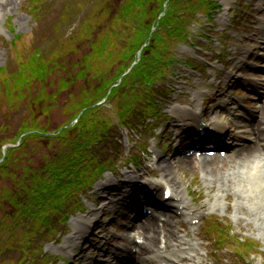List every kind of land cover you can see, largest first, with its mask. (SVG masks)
Listing matches in <instances>:
<instances>
[{
	"label": "rangeland",
	"instance_id": "1",
	"mask_svg": "<svg viewBox=\"0 0 264 264\" xmlns=\"http://www.w3.org/2000/svg\"><path fill=\"white\" fill-rule=\"evenodd\" d=\"M124 1L43 0L34 15L30 8L33 0H0V68L14 69L34 51L49 57L59 51L64 53L59 61L67 69L61 72L70 70L75 76L91 51L90 43L103 39L114 27L116 9ZM217 1L223 7L215 18L208 22L195 20L192 37L169 50L180 62L173 63L150 93L163 102L164 114L147 118L141 103L130 115L131 127L125 128L117 123L119 98L113 102L105 98L97 104L107 102L100 114L114 124L96 153L99 159L118 165L105 173L94 190L79 196L84 212L72 211L67 223L56 217V232L52 235L49 227L36 236L29 249L9 244L11 247L0 252V264H108L109 254L114 251L123 252L127 264H160L159 258L148 260L140 256V247L128 238L132 230L138 236L151 222L157 225V245L165 246L162 239L172 243L177 235L190 240L196 255L193 259L184 255L185 263L264 264V168L261 174L252 176L248 166L257 157L241 155L244 147L258 146L260 151L255 156L264 157L261 143L243 129L246 122L255 118L257 128L264 132V126L259 124L264 118V0ZM118 67L115 64L111 74ZM77 79L81 83L75 85V93L86 82V77ZM69 91L61 95L62 101ZM138 94L145 96L144 102L147 100L148 94ZM5 103L0 107L3 120L9 115L5 117L9 111ZM200 109L201 124L209 126L202 141L195 125H185L191 122V116L182 114L183 110ZM51 115V125L58 126L63 113L53 111ZM216 118L228 126L224 133L226 142L234 149L229 160L200 162L181 156V149L187 151L192 144L206 147V142L214 138L211 124ZM19 121V116L14 118L15 124ZM55 149L51 144L29 140L22 150L24 154L19 156L16 173L24 171L23 164L39 167ZM134 158L136 162L132 164ZM168 165L177 171L168 186L173 191L183 185V197L200 211L195 212L200 215L195 227L187 217L185 205L177 211V206L168 203L157 210L158 217L135 216L141 213L142 200L156 195L147 188L148 181L162 179L168 174ZM3 184L11 185L8 179L1 182L0 188ZM246 189L252 191L245 193ZM217 202V206H211ZM2 207L1 215L5 209H13L7 201H2ZM72 209V205L67 206L66 213ZM133 218L137 229L129 228ZM80 219L86 220L88 226L79 227ZM19 229L24 230V226ZM140 237L139 241L144 242Z\"/></svg>",
	"mask_w": 264,
	"mask_h": 264
},
{
	"label": "trees",
	"instance_id": "2",
	"mask_svg": "<svg viewBox=\"0 0 264 264\" xmlns=\"http://www.w3.org/2000/svg\"><path fill=\"white\" fill-rule=\"evenodd\" d=\"M33 1L30 8L35 15L43 0ZM220 7L215 0H125L116 9L114 27L103 39L90 43L91 51L75 76L70 70L61 72L67 69L59 61L64 54L59 51L52 57L34 51L12 70L0 68V107L5 101L9 108L5 117L9 115L0 117V184L6 179L11 183L0 188V252L9 244L29 249L49 227L52 235L56 232V217L67 223L72 211L84 209L79 196L92 190L104 172L115 170V163L99 159L96 153L114 124L100 111L119 98L116 117L123 127H131L130 115L141 103L144 116L155 117L161 102L150 93L170 71L174 57L170 48L191 37L195 20L211 21ZM115 64L119 67L111 74ZM79 77H86V82L75 93ZM69 89L62 101L61 95ZM138 91L148 94L145 102ZM105 98L107 102L97 105ZM52 110L63 113L56 127L51 125ZM17 116L20 121L15 124ZM32 139L56 149L39 167L23 164L24 171L17 174L19 156ZM2 201L13 209L4 208L1 215ZM69 205L73 209L66 213Z\"/></svg>",
	"mask_w": 264,
	"mask_h": 264
},
{
	"label": "bare ground",
	"instance_id": "3",
	"mask_svg": "<svg viewBox=\"0 0 264 264\" xmlns=\"http://www.w3.org/2000/svg\"><path fill=\"white\" fill-rule=\"evenodd\" d=\"M264 27V22L262 23ZM184 116H191V122L187 123L185 125H195L197 128L201 129L202 131L208 130V128H204L200 124L201 117L203 115V111L200 110H183ZM262 117H264V110L262 112ZM255 118H251L247 124L244 125L243 129H245V133H250L252 136L257 139L259 143H261L263 147V152H264V132L263 130L260 129V127L257 128V123H255L256 120ZM264 118H262L261 126H264ZM211 128L213 133H215L216 137L220 138L221 135L224 133V130H227L228 126L225 124L221 119L216 118L214 122L211 124ZM264 129V127H263ZM262 130V131H261ZM258 146H247L241 151V155L252 158V157H257L256 160L252 161L249 163L248 166V171L249 174L252 176H255L258 173H262V168H264V157L263 156H255L257 152H259ZM264 155V154H261ZM166 172H168L167 175L163 176L162 179L156 180V181H148V188L151 189L152 191L154 190L157 194L152 200V206L156 204L158 207L165 206L166 204H173L176 207V209L181 205L187 209V217L190 216L191 220H194L197 216L195 214L196 210L200 212L198 209H194L189 205L190 203L183 197L180 189V185L177 189L173 190L172 192V197L169 198L168 200L164 199V192L166 189H169L170 187L168 186L169 181H171V177L173 175L177 174V171H175L172 167V165H168L167 168H165ZM245 170V169H244ZM264 171V169H263ZM254 172V173H252ZM130 180L133 181V178L130 177ZM182 184V183H181ZM252 191L249 189H246L245 193ZM252 194V192L250 193ZM176 198V199H174ZM158 200V201H157ZM219 203L217 202L216 204H212L211 206H217ZM193 215V216H192ZM90 223V222H89ZM77 224L81 228H85L88 226V222L86 220H78ZM156 224L151 222L147 226L143 227V232L139 231L138 236L134 235L132 240H137L140 239L141 235L143 236L144 242L139 245V252L138 254L140 256H144L145 259L152 260L154 258H159L160 264H193V263H185L182 261L184 255L186 257L193 259L195 258V248L193 247V244L190 242V240H186L184 237L178 236L175 239L176 241H172V243L166 242V239H162L165 242V246H160L157 245L156 243ZM150 232H153L154 234L151 236ZM161 240V239H160ZM162 240L160 243H162ZM68 242V241H67ZM72 240L70 241V243ZM74 243V242H73ZM135 245L137 244L136 242H133ZM138 246V244H137ZM171 247V250L167 249L168 247ZM113 260H116V258H113ZM120 263H125L124 261H120ZM110 264V262H109ZM111 264H114L113 262Z\"/></svg>",
	"mask_w": 264,
	"mask_h": 264
}]
</instances>
